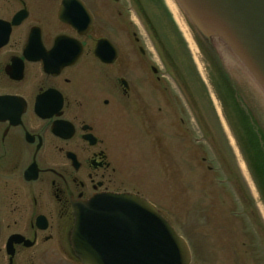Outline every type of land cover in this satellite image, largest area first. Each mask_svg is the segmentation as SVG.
Segmentation results:
<instances>
[{
  "label": "flooded vegetation",
  "instance_id": "flooded-vegetation-1",
  "mask_svg": "<svg viewBox=\"0 0 264 264\" xmlns=\"http://www.w3.org/2000/svg\"><path fill=\"white\" fill-rule=\"evenodd\" d=\"M157 44L140 0H0L6 264H82L71 243L74 202L133 194L125 135L137 132L154 149L155 131L167 135L172 122L163 83L172 69ZM179 133L185 141L186 129Z\"/></svg>",
  "mask_w": 264,
  "mask_h": 264
},
{
  "label": "rangeland",
  "instance_id": "rangeland-1",
  "mask_svg": "<svg viewBox=\"0 0 264 264\" xmlns=\"http://www.w3.org/2000/svg\"><path fill=\"white\" fill-rule=\"evenodd\" d=\"M140 1L172 69V76L165 74L156 54L172 96V122L167 135L155 131L154 149L142 146L137 132L125 135L131 165L125 189L152 203L187 241L190 264H264V191L257 180L264 181V153L248 142L238 121L243 116L233 113L215 57L233 79L241 110L245 107L263 128L264 89L226 34L210 30L196 11L179 0ZM141 38L144 45L147 36ZM0 264H6L1 255Z\"/></svg>",
  "mask_w": 264,
  "mask_h": 264
},
{
  "label": "water",
  "instance_id": "water-1",
  "mask_svg": "<svg viewBox=\"0 0 264 264\" xmlns=\"http://www.w3.org/2000/svg\"><path fill=\"white\" fill-rule=\"evenodd\" d=\"M221 2L264 71V0ZM74 210L71 243L82 264L191 263L187 241L139 195L95 194L74 202Z\"/></svg>",
  "mask_w": 264,
  "mask_h": 264
},
{
  "label": "bare ground",
  "instance_id": "bare-ground-1",
  "mask_svg": "<svg viewBox=\"0 0 264 264\" xmlns=\"http://www.w3.org/2000/svg\"><path fill=\"white\" fill-rule=\"evenodd\" d=\"M179 1L184 3L183 0ZM185 5L189 9L196 11L207 22L210 30L216 29L226 34L229 41L234 45L233 47L244 58L264 89V71L258 61L254 60L256 59L255 56L250 53L245 45V38L239 36V31L224 13L221 0H191Z\"/></svg>",
  "mask_w": 264,
  "mask_h": 264
},
{
  "label": "trees",
  "instance_id": "trees-1",
  "mask_svg": "<svg viewBox=\"0 0 264 264\" xmlns=\"http://www.w3.org/2000/svg\"><path fill=\"white\" fill-rule=\"evenodd\" d=\"M203 48V46H202ZM203 50V49H202ZM215 61L217 63V74L218 78L224 87L226 93L228 94L227 97L231 98V105L233 110L236 108V111L233 113L236 117L241 114L244 119L238 120L241 127L243 128V131L246 133V135L249 137L248 142L253 146L255 144L259 145L262 149V152L264 153V128L259 123L256 116L251 115L244 107V109L241 110L242 105L239 104L238 99L239 95L236 92V87L233 84V79L231 75L228 73L226 68L224 67L223 62L221 59L215 57ZM233 91V92H231ZM245 145V144H244ZM253 157L247 156V160L250 162ZM254 160V159H253ZM259 162V161H257ZM264 166V160L260 162ZM259 175V174H258ZM260 188L264 191V181L258 176L257 178Z\"/></svg>",
  "mask_w": 264,
  "mask_h": 264
}]
</instances>
